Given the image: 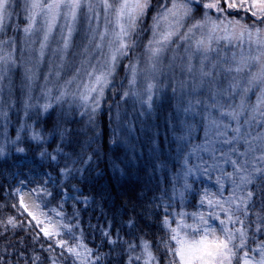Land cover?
I'll return each mask as SVG.
<instances>
[{
    "label": "snow or ice",
    "instance_id": "1",
    "mask_svg": "<svg viewBox=\"0 0 264 264\" xmlns=\"http://www.w3.org/2000/svg\"><path fill=\"white\" fill-rule=\"evenodd\" d=\"M193 4L199 7V18ZM151 7L152 0H0V135L7 131L10 111L23 110L27 117L35 107L32 92L45 64L41 94L51 97L56 88L57 102L73 95L93 122L119 60H132L135 55L138 30L142 31ZM240 13L246 19L239 18ZM143 47V61L137 57L128 65L130 91L123 92L122 98L131 96L151 110L164 67L173 79L179 72L181 78L172 89L181 96L183 107L178 111L191 113L200 106L207 125L204 141L188 152V156L200 153V163L189 167L185 158L181 174L185 183L178 195L183 199L190 191L187 177L195 172L216 173L218 192L204 191L201 204L213 211L207 217L191 214L192 224L185 220L188 213L177 214L176 220L165 216L161 227L167 229V239L152 241L140 235L125 241L119 232L102 235L108 237L112 251L118 246L126 255L123 264H163L165 259L167 264H264V0H163L152 17L151 39ZM17 68L23 69L21 109L16 108L13 84ZM67 69L70 75L61 82ZM138 78L146 81L143 96L136 87ZM189 84L191 90L186 91ZM73 85L75 90L70 92ZM194 93L200 95L193 97ZM205 93L206 99H201ZM185 96L190 98L185 101ZM50 106L42 105L44 111ZM27 131L31 139L42 140L25 125L17 128L16 140ZM181 131L176 139L183 145L191 128ZM3 151L0 148V155ZM91 159L86 156L82 162ZM112 166L122 171L115 161ZM226 188L230 189L227 197ZM209 220L218 221V227ZM8 224L14 226V221L9 219ZM56 224L73 241L57 240L63 250L60 255L68 253L73 264H96L102 259L84 243L78 225L79 235L73 225ZM126 227H137L135 219L130 217ZM42 231L50 238L62 235L49 226ZM161 247L163 254L158 255ZM34 264H40L39 256Z\"/></svg>",
    "mask_w": 264,
    "mask_h": 264
},
{
    "label": "trees",
    "instance_id": "2",
    "mask_svg": "<svg viewBox=\"0 0 264 264\" xmlns=\"http://www.w3.org/2000/svg\"><path fill=\"white\" fill-rule=\"evenodd\" d=\"M152 3L154 10L161 0ZM13 78L16 108L21 109L18 73ZM125 91H129L127 79L124 84L114 81L91 123L86 109L70 95L45 114L36 104L27 117L23 110L10 111L7 131L0 135L4 150L0 155V264H34L37 256L40 264H52L53 260L55 264H73L68 253L60 255L63 250L56 242L61 237H46L26 211L17 192L20 185L43 191L49 206L65 223L73 225L76 232L75 226H79L85 244L102 257L96 264H123L127 258L118 246L112 251L103 231L119 232L125 241L140 235L159 241L168 235L161 227L165 216L175 220L178 211L196 209L203 185L199 183L182 200L176 183L182 181L183 163L202 140V130L181 145L176 137L183 134L186 124L166 96L148 110L131 96L122 98ZM20 125H33L42 140L30 139L27 131L17 141ZM86 156H91V161L82 162ZM114 161L122 171L113 168ZM130 217L136 221L134 229L126 227ZM9 219L14 226L8 224ZM163 251L161 247L158 255Z\"/></svg>",
    "mask_w": 264,
    "mask_h": 264
},
{
    "label": "rangeland",
    "instance_id": "3",
    "mask_svg": "<svg viewBox=\"0 0 264 264\" xmlns=\"http://www.w3.org/2000/svg\"><path fill=\"white\" fill-rule=\"evenodd\" d=\"M162 3H163V0H161V3L159 4V7L158 6L156 8L154 7V10L152 9V7H153V3H152V7L149 9L148 15L142 21V24H141L142 31L138 30L139 31V36L136 38L138 47L135 50V55L132 56V60H130L129 57H124V58L119 60V62L117 64V67L115 69V73L111 77V83L108 85V87L111 84H113L114 81L124 84V82H126V79H127V85H128V88H129L128 65L132 61H134L137 57H140L141 61H143V52H144V47L143 46L148 42L149 39H151L152 17L154 15H156L157 11H159L160 6H161ZM193 12H194V15L197 18H199L201 12L199 10V7L197 5H195V4H193ZM233 15H236V14L234 13ZM239 18L246 19L245 14L244 13H240L239 14ZM233 50H235V49H233ZM224 51L227 52L228 49L225 48ZM167 62L168 61H167V58H166L165 59V65L167 64ZM143 67H144V64L142 62L141 63V68H143ZM47 70H48L47 64L42 65L40 67V69H39V77L40 78L37 81V84H36V86H35V88H34V90L32 92L33 99L31 101V103L32 104H36V106L39 107V108L42 107V105L44 103H46V102L50 103L51 106H53V105L55 106L57 104H60L61 101H63V100L66 101V98H68V96H67L64 99H62L59 102H57L56 97L58 95V91H57L56 88H53V91L55 93L52 91L51 97L46 98L45 96H43L41 94V86L44 83V77H45V75L47 73ZM70 72H71V69L65 70V72L63 73V75L61 77V82L63 81V79L65 77H68L70 75ZM16 73H18L19 85L21 87L22 81H23V69L22 68H17L15 70V74ZM116 75H118V76H116ZM81 78H83V73H81ZM180 78H181V75H180L179 72H177L176 75H175V79H173L169 69L167 67H164L163 73L157 78V81H156L158 91L153 96L152 109H153V103H155L156 101L164 100V98L166 96L168 98V101L171 102L174 105V108L176 110L177 116L179 118H182L183 123L186 124L184 128L186 129L187 126H190L191 135L195 134V136H196L197 131L199 129L202 130V133H201L202 134V138H201L202 140L200 141V143H198V145H199V144H201L204 141V138H205V128H206V125H207V120L204 119L203 115L201 114L202 113V109H201L200 106H197L196 109H194L193 112H191V113H184V112L178 111V109L183 107V104L181 103V96H180L179 92L174 93L172 91V89L176 87V81L178 79H180ZM49 79H51V78H49ZM185 79H187V77H185ZM13 80H14V78H13ZM5 83H7V81ZM145 83H146V81H144L143 78H138V83H137L136 87H137L138 90H140L142 96L144 95L143 87H144ZM120 86L121 85L118 84V87H120ZM108 87L104 89V95H105ZM74 90H75V85H73V88L70 89V92H74ZM190 90H191V85L189 84V87H188V89L186 91H190ZM129 91H130V89H129ZM37 93H38V95H37ZM104 95H103V97H104ZM195 95H200V94L199 93H194L193 97ZM203 95L204 96L201 95V99H206V93L203 94ZM70 96H71L73 101H79V103L82 104V102L78 98H74L73 95H70ZM102 98H101L100 106H101V103H102ZM189 98L190 97L185 96L184 100L186 101ZM253 99H254V97H253ZM42 109H43V107H42ZM41 112H42V114H45L47 111L41 110ZM143 113H144V111H143ZM199 120H202L203 124H201ZM29 126H31V129H32L33 125H29ZM36 132L40 134L39 131L36 130ZM29 136H30V139H31V131H29ZM187 138L190 139V137H187ZM199 155H201V154L197 153L196 155H193V156H188L187 155L186 158L188 160V166L189 167L195 168V166L200 163V161L197 158ZM203 155L205 156V159H207L206 154H203ZM183 167H184V163H183ZM227 170H230V169H227ZM215 176H216V173H212V174L208 175V174H202L200 172H195L193 175L188 176L187 177V183L191 186L190 191H193V189L195 190V187L199 186V183L201 185H203V189L204 190L202 192H199L198 200H197V203H196L198 205L196 206V209L194 211H191V210L187 211V210L184 209L182 211H178L177 213H175L174 216H176L177 214H180V213H188L189 215L185 217V220L189 224L194 223L191 214L204 213V215L207 217L208 212L209 211H213V209H209L207 207L206 203L202 205L201 204V198H202V195H203L205 190H207L209 193L218 192V187L219 186L215 182ZM177 182L178 183H176V186L179 185V188H181V189H179V192H180L181 190H183V185L185 183V180L182 178V181H177ZM204 185L207 186V187H205ZM190 191H186L185 192L183 199L184 198L186 199V197L188 195V194L186 195V193H188ZM17 192L20 195V197L23 196V204H24V207H25L26 211L28 213L31 212V213L34 214V216L36 217L35 219L37 220L38 224L42 227V229L45 226H49V227H52L53 230H59V231L62 232V235L55 236V237H61V239L66 240L68 244H72L73 243V241L69 238L67 232L64 231L63 229H59L58 228V224H56V222H63V223H65V222L63 221V216L61 214L58 216L56 214L58 211H56L53 207L49 206V199H47L48 198L47 194L43 193V191L42 192L41 191L38 192V191H34V190H31V189L24 188L21 185L17 189ZM229 194H230V189L226 188L225 191H224V196L227 197ZM168 206H171V204H169ZM176 218L177 217H175V220H176ZM172 220H174V219H172ZM50 222H52V223H50ZM209 223L212 224L213 226H217L218 227V221L209 220ZM172 226L176 227V224H174ZM73 232L77 233L74 228H73ZM77 235H79V234H77ZM53 237L54 236H52V238Z\"/></svg>",
    "mask_w": 264,
    "mask_h": 264
}]
</instances>
